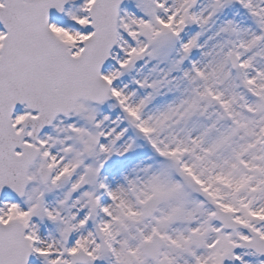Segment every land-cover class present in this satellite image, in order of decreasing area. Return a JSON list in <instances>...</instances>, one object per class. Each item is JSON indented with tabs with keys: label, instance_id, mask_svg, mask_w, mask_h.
I'll return each instance as SVG.
<instances>
[{
	"label": "snow or ice",
	"instance_id": "obj_1",
	"mask_svg": "<svg viewBox=\"0 0 264 264\" xmlns=\"http://www.w3.org/2000/svg\"><path fill=\"white\" fill-rule=\"evenodd\" d=\"M0 264H264V0H0Z\"/></svg>",
	"mask_w": 264,
	"mask_h": 264
}]
</instances>
